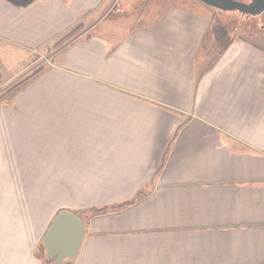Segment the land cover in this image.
I'll list each match as a JSON object with an SVG mask.
<instances>
[{
	"label": "crops",
	"instance_id": "obj_1",
	"mask_svg": "<svg viewBox=\"0 0 264 264\" xmlns=\"http://www.w3.org/2000/svg\"><path fill=\"white\" fill-rule=\"evenodd\" d=\"M105 1L0 0V41L40 49ZM169 11L171 20L113 36L92 35L94 22L57 50L62 64L0 104V264H47L37 243L48 229H14L32 214L36 171L112 170L118 154L146 168L135 194L154 201L123 227L87 226L68 264H264V71L244 64L259 51L234 39L198 77L212 18ZM155 160L164 166L147 171Z\"/></svg>",
	"mask_w": 264,
	"mask_h": 264
},
{
	"label": "rangeland",
	"instance_id": "obj_2",
	"mask_svg": "<svg viewBox=\"0 0 264 264\" xmlns=\"http://www.w3.org/2000/svg\"><path fill=\"white\" fill-rule=\"evenodd\" d=\"M115 1L116 0H106L103 2L100 7H98L100 9L95 11L96 14L94 13V15H92L91 20L82 19L78 21L77 24L70 29V31L75 29V31L70 34V37L65 38L67 35V33H65V35L63 34L64 36L58 37L40 49L26 50L23 47L18 49L10 47V49H8V43L0 41V104L10 102L14 99L18 93L14 91L15 87L36 72L42 69L44 71L48 70L56 65L58 61L62 64V58H59L58 61L54 58V54L57 50H60L75 36L84 32L85 29L90 28V25L94 22L96 26L95 30L93 32L91 31L92 35L98 36L104 33L108 35L111 33L113 36L122 31L127 32L133 29L136 30L151 24L157 25L164 19L166 21L171 20L172 16L169 15L170 11L167 12V10L174 6L185 7L192 11L194 10L195 13L203 14V16L206 14L210 19L212 18V23H210L209 27L204 31V35L198 47V77L202 76V70L214 65V63L219 60V57H222L223 53L231 46L234 39H241L238 42L243 41L242 45L249 49L251 47L255 48L259 51L257 53L260 55V60L250 63L244 61V64L264 71V25H262L264 22L262 23L260 21L258 23L254 18L240 22L239 13L237 11L216 10L211 6L203 4V2L199 0H157L155 2L151 0L144 5V0ZM191 3H195L197 7H194ZM262 15H264V13ZM176 20L177 22H181L180 17ZM209 22H211V20H209ZM116 25H119L118 28L120 29L114 28L117 27ZM12 48L14 51H12ZM128 142L132 144L134 149H138L140 145V143L131 142L126 139V143ZM125 147L126 146H118V149L124 150ZM173 149L174 147L172 150ZM214 154L219 158V153ZM171 155L169 152L168 156L171 157ZM123 158H127V155H117V168L112 170L98 171L95 169H85L53 171L54 176L51 179L49 175H47L48 171H36L38 173L42 172L40 176L38 174V178L41 181V177L43 178L44 176V181L42 186H38L34 191L33 189L31 190L33 196H37L36 200L33 201V208L32 202L30 204L32 214L30 218L23 216H21L22 218H16L15 221H19L21 227L18 226L14 229H48L51 215H55V213L62 208L80 209L78 215L86 223V228L87 226L91 228L94 224L98 229H103L104 226L107 227L105 229H114V227L116 229V226L123 227L127 225L128 221L132 218L129 213H138L142 211L144 207L152 205L151 203L154 200H150L152 197L149 199V195L151 194L149 190L139 194L137 193L138 195L135 194L140 188V186H138L139 184L135 181V176L140 173L142 174L146 168L134 171L137 167L130 169L129 166L131 164H129L127 160L124 162L122 160ZM184 158L185 154L180 152L176 159L183 161ZM160 163L155 160L147 171H153ZM162 166H164V163ZM194 172L195 171H186L185 174L191 175ZM87 177L91 180H87ZM107 177H112L113 179L110 180L107 179ZM19 180L21 181V178ZM84 181L92 182L90 184H82ZM183 190V196L190 194L189 190ZM130 196L134 197L129 199ZM186 197L189 198V195ZM127 198L129 202L118 208L103 210L102 212L93 210L92 208L93 205L100 206L103 203L108 204L120 200L124 201L125 199L127 200ZM201 211V208H198V215H200L199 213ZM33 216H35V218ZM119 217H121L120 221ZM198 226L199 224L193 227H197L194 229H204ZM38 237H40V235H38ZM37 244V256L38 259L42 261L46 259L43 246L41 242ZM50 263V261H47V264Z\"/></svg>",
	"mask_w": 264,
	"mask_h": 264
},
{
	"label": "water",
	"instance_id": "obj_3",
	"mask_svg": "<svg viewBox=\"0 0 264 264\" xmlns=\"http://www.w3.org/2000/svg\"><path fill=\"white\" fill-rule=\"evenodd\" d=\"M204 4L222 11H239L256 15L264 10H256L254 4H247L240 0H202ZM86 232V223L76 213L69 209H62L55 215L42 239L45 258L51 264H68L71 262L82 245Z\"/></svg>",
	"mask_w": 264,
	"mask_h": 264
},
{
	"label": "flooded vegetation",
	"instance_id": "obj_4",
	"mask_svg": "<svg viewBox=\"0 0 264 264\" xmlns=\"http://www.w3.org/2000/svg\"><path fill=\"white\" fill-rule=\"evenodd\" d=\"M119 0H117L116 2H118ZM151 0H144V2H143V5L144 4H147V3H149ZM155 1H157V0H154V2ZM159 1V0H158ZM199 1H201V2H203L202 0H199ZM240 1H243V2H245V3H247V4H254V7H257V5H259V7H257L256 8V10H260L261 9V7L264 5V0H240ZM203 4H204V2H203ZM205 5H207V4H205ZM207 6H209V5H207ZM212 7V6H211ZM213 8H215V7H213ZM216 10H220V9H217V8H215ZM238 13H239V20H240V22H244V21H246V20H250V19H252V18H254L258 23L261 21L262 23L264 22V15H262L263 13H264V10L262 11V12H260L259 13V15L258 14H256V15H252V14H245V16L242 14V13H240L239 11H238ZM262 25H264V24H262ZM261 25V26H262Z\"/></svg>",
	"mask_w": 264,
	"mask_h": 264
},
{
	"label": "trees",
	"instance_id": "obj_5",
	"mask_svg": "<svg viewBox=\"0 0 264 264\" xmlns=\"http://www.w3.org/2000/svg\"><path fill=\"white\" fill-rule=\"evenodd\" d=\"M74 30L70 31L69 33H67V35L65 36V38L67 37H70V34L72 32H74ZM44 70H40L38 72H36L35 74H33L32 76H30L27 80L23 81L22 83H20L18 86L15 87L14 91L16 92H19L21 91L23 88H25L32 80L34 77H37L38 75H40ZM166 155L168 156L169 153H166ZM163 165V163H162ZM129 202V201H128ZM128 202H124V203H121V204H117V205H105V206H97V207H93V210H97V211H103V210H108V209H114V208H118V207H121L123 205H125L126 203ZM74 213H76L77 215L79 214L78 211H73ZM45 261L47 262V260L45 259Z\"/></svg>",
	"mask_w": 264,
	"mask_h": 264
}]
</instances>
